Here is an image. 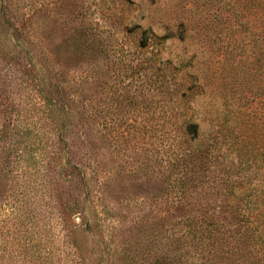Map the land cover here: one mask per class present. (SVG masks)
<instances>
[{"label": "trees", "instance_id": "1", "mask_svg": "<svg viewBox=\"0 0 264 264\" xmlns=\"http://www.w3.org/2000/svg\"><path fill=\"white\" fill-rule=\"evenodd\" d=\"M247 3L252 17L247 24L257 31L249 33L243 63L247 79L240 89L244 94L238 96L243 101H222L201 111L196 110L194 101H181L183 108L180 101H160L161 121L154 125L151 154L155 164L138 177L132 169L127 171L134 188L141 187L142 179L148 183L150 193L135 198L140 199L139 204L149 202V212L119 214L123 221L112 222L118 228L127 224L129 237L123 238L119 232L118 241L105 242L102 217L114 214L117 202H112L109 178L105 177L111 171L100 181V161L92 135L97 104L60 99L64 94L61 84L34 65L33 17L38 7L23 4L13 8L10 0L3 1L0 62L7 57L1 45H11L12 52L22 53L27 63H10V56L6 69L20 66L25 76L43 72L46 79H38L37 86L46 83L37 91L41 101L26 105L25 110L17 108L18 102L15 109L9 95L5 97L0 142L6 163L0 174L10 172L5 168L21 144L24 152L18 156L24 158L22 162L31 159L34 169H40L38 187H49L54 176L68 186L55 201L60 235L47 237L40 226L37 231L35 223L31 232L24 227L30 236L18 244L12 262L0 248V264H264V0ZM144 34L142 31L143 39ZM73 42L80 47L77 40ZM236 67L232 63L231 70ZM194 87H186L180 96L186 97ZM73 127H77L74 135ZM14 141L16 148L10 146ZM74 146L80 149L77 161ZM36 196L33 191L32 197H23L31 200ZM88 210L100 215L96 223ZM76 214L78 223L73 222Z\"/></svg>", "mask_w": 264, "mask_h": 264}, {"label": "rangeland", "instance_id": "2", "mask_svg": "<svg viewBox=\"0 0 264 264\" xmlns=\"http://www.w3.org/2000/svg\"><path fill=\"white\" fill-rule=\"evenodd\" d=\"M10 4L13 8L23 4L38 7L33 17L34 65L61 84L64 94L60 99L97 104L92 135L100 161V181L104 174L109 175L106 171H111L105 177L109 178L112 202H117L114 214L102 217L104 241H118L119 232L128 238L129 226L124 223L123 227H115L112 219L123 221L119 214L149 212V202L139 204L140 199L135 198L150 193L148 183L142 179L141 187L134 188L133 177L127 171L132 169L138 177L155 164L151 154L154 125L161 121L160 101H180L181 108V101H194L197 111L211 104L219 106L222 101H243L238 96L244 94L240 89L247 79L243 63L249 33L257 31L247 24L252 19L247 13V0H10ZM74 40L80 47L73 45ZM84 46L88 48L85 51ZM1 47L7 57L0 62V131L5 97L9 95L15 109L18 102L17 108L25 110L26 105L41 101L37 91L46 83L37 86L38 79H46L43 72L25 76L20 66L6 69L10 56V63L21 66L27 59L20 52L13 53L11 45ZM232 63L238 65L235 70H231ZM254 78L256 82L258 74ZM192 84L195 87L182 98V90ZM76 131L77 127L71 128L73 135ZM2 136L0 132V139ZM10 146L16 148V142ZM1 150L0 142V167L6 163ZM23 152L20 144L5 168L10 172L0 174V248L9 262L23 238L30 236L24 227L31 232L35 223L37 231L40 226L47 237L60 235L55 201L68 186L54 176L49 187H38L40 169H34L31 159L22 162L24 158L18 155ZM79 152L75 146L72 148L75 161ZM33 191L36 198L23 197H32ZM88 211L96 223L100 215ZM73 222H79L78 214Z\"/></svg>", "mask_w": 264, "mask_h": 264}]
</instances>
